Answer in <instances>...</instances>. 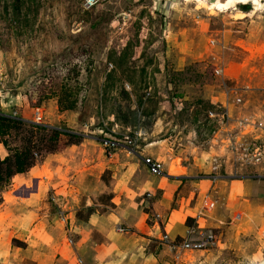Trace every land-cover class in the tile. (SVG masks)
Instances as JSON below:
<instances>
[{"label": "rangeland", "instance_id": "1", "mask_svg": "<svg viewBox=\"0 0 264 264\" xmlns=\"http://www.w3.org/2000/svg\"><path fill=\"white\" fill-rule=\"evenodd\" d=\"M219 2L0 0V112L84 137L3 191L0 264H36L14 251L21 230L58 264H100L116 247L149 253L133 264H264V160L241 148L264 144V0ZM61 89L74 110L60 109ZM152 154L165 174L196 176L171 208L187 199L205 214L169 240L203 248L172 249L163 218L154 239V217L140 216L155 210L148 195L136 197L135 172L163 178L142 163ZM34 178L41 190L26 194ZM79 207L80 221L95 213L90 224L73 221ZM43 213L46 223L31 230Z\"/></svg>", "mask_w": 264, "mask_h": 264}, {"label": "crops", "instance_id": "2", "mask_svg": "<svg viewBox=\"0 0 264 264\" xmlns=\"http://www.w3.org/2000/svg\"><path fill=\"white\" fill-rule=\"evenodd\" d=\"M222 102V101H220ZM230 106V105H229ZM229 106L227 107L228 111H230ZM172 152L169 150V157H171ZM150 156V155H148ZM154 159H158V156L156 154H152ZM171 159V158H170ZM143 163V161H142ZM133 167H135V170L139 169L141 170V164L139 163H133ZM184 166V165H183ZM34 168V167H33ZM32 168V169H33ZM20 175V174H19ZM138 176L139 178H136ZM163 178H159L153 181H144L142 177H140L138 172H135V179L133 181L134 186L136 188V197H142L143 195H148L150 201L147 202V206H152L153 209L155 210V214H149V213H143L140 216H143L145 219L154 217V225L148 226L149 232L153 235V238L155 239L158 233H160L161 225L159 218L162 220L163 218V223L165 224V229L169 235V238L171 240H175L178 235H181L182 237H185L186 235L183 234V229H186L185 233L189 230V226L186 225V220L187 218H190L191 222H199L198 220V215L197 214H205L203 211H201L199 208V211L197 212L196 209L198 206H191L190 201L187 199H183L182 205L178 209H172L171 208V202L174 200L175 196L181 192L182 187L185 185L184 180L187 178H196V176H191L190 174L186 175H178V176H169L167 174L162 175ZM196 180V179H195ZM26 189L23 190V192H26V194H29L31 190H36L37 194L40 192L41 187H42V181L39 180V178H34V187L33 189L29 188V185L24 186ZM128 189L131 191L132 189L128 187ZM115 194H118L117 192H114ZM86 193H84V196H81V201L83 202L84 199L82 197L85 196ZM158 194V195H157ZM75 198H78L80 194H74ZM119 196V194H118ZM144 200V199H143ZM84 207H91V206H82ZM79 207L77 210L73 212L74 215L73 221L77 220L78 222H81L83 225L90 224L94 217L95 213L90 214L88 216L87 220L80 221V219L77 218V213L80 209ZM190 211V212H189ZM178 214H183L182 216V225H180L178 222H176L175 217ZM159 216V217H157ZM49 217V213H43V214H38V220L34 222L33 227L31 230H37L39 226H41L42 222H45V219ZM46 223V222H45ZM83 225L81 226L83 228ZM109 226L110 224H100L99 226H96V229L99 231H109ZM133 227H138V223L132 225ZM95 227V226H93ZM49 230H52L53 228H48ZM105 229V230H104ZM137 229V228H136ZM23 230L17 231L13 235V240H17L19 243L14 247V251H21L22 254L24 255L23 257H27L26 259H31V261H36V264H58V262H55V259L51 258L50 256L47 257L46 259L42 258L39 253L42 249H44V245L41 244V242H37L35 246H31L29 243V239L26 237L21 236ZM160 236H158L159 238ZM150 239V238H149ZM145 250V249H144ZM120 251V252H118ZM122 253V254H121ZM140 251L138 248L136 250H126L121 247H116L114 249V252L112 253V258L109 259L108 261H100V264H133L132 260L133 257H136V262L134 263H142L143 260L145 259L144 256H149V253H144L143 256L142 254H139ZM143 257L144 259H142ZM141 258V259H140ZM71 261V259H69ZM66 261L68 260H61L59 264H66ZM105 261V262H104ZM138 261V262H137ZM151 261V260H150ZM69 262V261H68ZM68 264V263H67Z\"/></svg>", "mask_w": 264, "mask_h": 264}, {"label": "trees", "instance_id": "3", "mask_svg": "<svg viewBox=\"0 0 264 264\" xmlns=\"http://www.w3.org/2000/svg\"><path fill=\"white\" fill-rule=\"evenodd\" d=\"M64 93L61 89L56 95L60 109L74 110L76 101L66 104ZM83 138L81 133L37 124L0 112V143L8 152L4 158L0 155V205L3 203V191L15 176L29 172L48 154L79 144ZM189 222L191 220L187 218L186 225L190 226Z\"/></svg>", "mask_w": 264, "mask_h": 264}, {"label": "built area", "instance_id": "4", "mask_svg": "<svg viewBox=\"0 0 264 264\" xmlns=\"http://www.w3.org/2000/svg\"><path fill=\"white\" fill-rule=\"evenodd\" d=\"M99 0H88V4L89 5H94L98 2ZM236 101L238 103L242 102V99L240 98H237ZM228 110V109H227ZM227 117L230 119V115H227ZM37 118L40 120L41 116L40 114L38 113L37 114ZM241 123H243V120H241ZM259 139V138H258ZM104 145L106 147H111V144L109 141L105 140L104 141ZM241 148L247 152V154H251L253 151H257V153H254V158L256 160V162H260L261 159L264 160V144L262 145H257L255 148L256 149H253L251 151V148L250 146H245V145H241ZM212 168L213 169H217L218 168V164L215 163L216 161H212ZM143 163L144 165L147 167L148 171L150 174L152 175H163L164 174V165L161 161L157 160V159H154L153 157H146V158H143ZM159 217V216H158ZM164 241H166L167 243L171 244V248L172 249H176V250H184V249H188V248H191V249H201L203 248L204 244L203 243H199V242H193V241H189L187 239H185L181 244H177L175 243L174 241H170L169 240V237L168 235H165L164 236Z\"/></svg>", "mask_w": 264, "mask_h": 264}, {"label": "bare ground", "instance_id": "5", "mask_svg": "<svg viewBox=\"0 0 264 264\" xmlns=\"http://www.w3.org/2000/svg\"><path fill=\"white\" fill-rule=\"evenodd\" d=\"M243 0H220L219 4H213V7H218V8H231L236 6L238 3L242 2ZM262 4V2L260 3Z\"/></svg>", "mask_w": 264, "mask_h": 264}]
</instances>
